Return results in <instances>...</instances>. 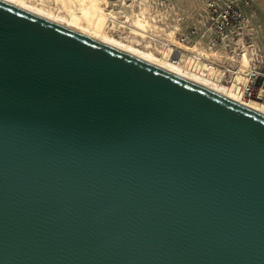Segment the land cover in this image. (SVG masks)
I'll use <instances>...</instances> for the list:
<instances>
[{"label": "water", "instance_id": "1", "mask_svg": "<svg viewBox=\"0 0 264 264\" xmlns=\"http://www.w3.org/2000/svg\"><path fill=\"white\" fill-rule=\"evenodd\" d=\"M0 264H264V110L0 0Z\"/></svg>", "mask_w": 264, "mask_h": 264}, {"label": "built area", "instance_id": "2", "mask_svg": "<svg viewBox=\"0 0 264 264\" xmlns=\"http://www.w3.org/2000/svg\"><path fill=\"white\" fill-rule=\"evenodd\" d=\"M22 1L30 7L51 13L62 9L58 0ZM126 1L128 3L123 4L125 9L134 4L129 3L133 0ZM253 2L254 0H207L198 20L186 24L187 29L172 31L170 34L153 31L144 34L146 49L161 61L186 73L238 90L243 98H250L254 96L259 80L262 79L264 85V71L256 60L260 55L255 52L256 47L251 39L247 41L244 35V29L249 32L252 21V17L245 11ZM175 9V4H166V16ZM115 18L114 15H109L108 20L113 23ZM171 21V27L181 26L182 20L172 17ZM125 23L133 24L130 20Z\"/></svg>", "mask_w": 264, "mask_h": 264}, {"label": "rangeland", "instance_id": "3", "mask_svg": "<svg viewBox=\"0 0 264 264\" xmlns=\"http://www.w3.org/2000/svg\"><path fill=\"white\" fill-rule=\"evenodd\" d=\"M206 1L207 0H133L129 3L134 4L126 9L123 8V4L128 3V1L125 2V0H97L95 2L98 7H100L99 9H103L102 11L105 15L102 19L103 25L101 27L104 33L142 51L151 52L146 49L147 44L144 34L146 35L147 32L151 31L159 34H170L172 31L176 32L187 29V27H185L186 24L198 20L200 13L203 11V8H205ZM57 2L62 9L58 12L54 11L52 14L59 13L61 16L65 15V17L76 15L82 17V19H80L82 21L84 19L81 10L83 6L81 5L86 6L90 4L89 1H86L84 4L81 3L80 0H58ZM169 3L175 4L176 9L175 11H169V14L166 16L165 13L167 12L165 11V5ZM245 13L252 17V21L248 29L249 32L244 29V35H246L247 41L251 39L255 45V52H258L260 55V57L256 59L259 61L257 65H262L261 70L264 71V0H254L252 5L246 8ZM109 15H114L116 17L113 23L108 20ZM172 17L178 21L182 20V22H180V27H171L169 25L172 22ZM126 20H130L133 24L130 25L125 23ZM73 21H75V19H73ZM139 22L142 26L138 25ZM84 25H86V23H84ZM155 57L158 58L157 55H155ZM243 100L249 103L254 102L259 105V108L263 106L261 109L264 110V85L262 79L257 83L254 96L243 98Z\"/></svg>", "mask_w": 264, "mask_h": 264}, {"label": "bare ground", "instance_id": "4", "mask_svg": "<svg viewBox=\"0 0 264 264\" xmlns=\"http://www.w3.org/2000/svg\"><path fill=\"white\" fill-rule=\"evenodd\" d=\"M10 1H13V2L18 3L20 5H23L25 7L33 9L35 11H38L40 13H43L45 15H48L50 17H53V18L58 19L60 21H63L65 23H67V24L75 26V27H77L79 29H82V30H84L86 32L94 34V35H96L98 37H101V38H103L105 40L113 42V43H115L117 45H120V46H122L124 48L132 50V51H134L136 53H139V54H141L143 56H146V57L151 58V59H153L155 61H158V62H160L162 64H165V65L170 66V67H172L174 69H177V70H179L181 72H184V71H182L181 69H179V68H177L175 66H172V65H170V64H168L166 62L161 61L160 59L155 57L153 53L142 51V50H140V49H138V48H136V47H134L132 45L125 44L124 42H122L120 40H117L115 38H112L109 35H107L106 33H104L103 29H101V27L103 25L102 24V19L104 18L105 15L103 14V11H102L103 9L102 10L99 9L100 7H98V5L96 4L95 1H97V0H80V2L84 3V4H85L86 1L90 2V4H88L86 6L81 5V6H83V7H81L82 14H83L82 16H83V19H84L83 21L80 20V19H82V17H80V16L72 15V17H65V15L61 16L59 13L52 14L50 11H45L43 9L30 7L29 5L26 4V2H24L22 0H10ZM79 5H80V3H79ZM70 18L75 19V21H73V19H70ZM84 23H86V25H84ZM138 25L142 26V24L140 22H139ZM184 73H186V72H184ZM186 74H189V75H191L193 77H196V78H198L200 80H203L205 82H208L207 80L202 79V78L198 77L195 74H190V73H186ZM208 83H210V82H208ZM210 84L215 85V86H217L219 88H222V89H224V90H226V91H228V92L240 97L241 99H243V95L238 90L229 89V88H227L225 86H222L220 84H214V83H210ZM250 103L255 105V106H257V107H259V105L254 103V102H250Z\"/></svg>", "mask_w": 264, "mask_h": 264}]
</instances>
